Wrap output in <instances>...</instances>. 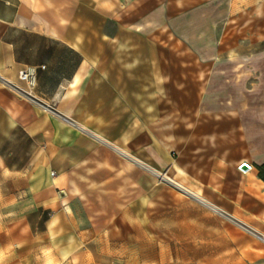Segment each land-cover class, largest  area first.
<instances>
[{"label":"crops","instance_id":"crops-1","mask_svg":"<svg viewBox=\"0 0 264 264\" xmlns=\"http://www.w3.org/2000/svg\"><path fill=\"white\" fill-rule=\"evenodd\" d=\"M237 1L0 0V264H84L172 191L178 242L264 249V46L224 42Z\"/></svg>","mask_w":264,"mask_h":264},{"label":"rangeland","instance_id":"rangeland-1","mask_svg":"<svg viewBox=\"0 0 264 264\" xmlns=\"http://www.w3.org/2000/svg\"><path fill=\"white\" fill-rule=\"evenodd\" d=\"M237 5L240 12L232 17L224 42H239L250 50L264 46V0L252 6L237 1ZM175 195L172 191L153 198L151 211L142 213L146 225L135 234V241L92 244L94 258L84 264H264V249L239 246L219 252L213 250L215 244L178 242L175 211H170ZM73 264L83 262L76 259Z\"/></svg>","mask_w":264,"mask_h":264},{"label":"built area","instance_id":"built-area-1","mask_svg":"<svg viewBox=\"0 0 264 264\" xmlns=\"http://www.w3.org/2000/svg\"><path fill=\"white\" fill-rule=\"evenodd\" d=\"M18 79L25 84L27 93H29L35 86L36 75L32 68H26L19 71Z\"/></svg>","mask_w":264,"mask_h":264},{"label":"water","instance_id":"water-1","mask_svg":"<svg viewBox=\"0 0 264 264\" xmlns=\"http://www.w3.org/2000/svg\"><path fill=\"white\" fill-rule=\"evenodd\" d=\"M240 169L241 170H246V169H248V166L243 163V164L240 165Z\"/></svg>","mask_w":264,"mask_h":264}]
</instances>
